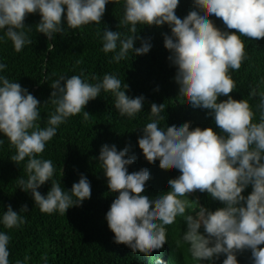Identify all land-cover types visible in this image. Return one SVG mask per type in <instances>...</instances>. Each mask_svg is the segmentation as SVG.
<instances>
[{
  "label": "clouds",
  "instance_id": "1",
  "mask_svg": "<svg viewBox=\"0 0 264 264\" xmlns=\"http://www.w3.org/2000/svg\"><path fill=\"white\" fill-rule=\"evenodd\" d=\"M180 0H123L124 15L120 23L128 27L129 35L119 31L104 30L102 51L113 53L110 62L119 63L129 53L147 54L152 45L139 39L137 25L161 26L167 24L171 35H164V47L169 50L168 59L177 69L175 81L180 96H186L193 107L210 110L213 128L190 130V122L174 123L159 127L165 120L161 115L164 104H151V122L142 129L138 146L149 163L159 161L181 172L170 179V191L152 198L142 195L150 175L147 169L128 172V165L135 156L126 155L129 146L117 151L115 145H103L99 162L107 179L110 192H118L107 211L105 219L114 233V242L125 244L132 252L151 255L162 250L168 243L166 226L183 218L186 228L181 237L187 244L194 261L212 262L221 254L226 258L222 264H238L237 253L251 251L252 264H264V94L259 97L255 111L248 100H235L229 93L236 88L231 71L240 69L248 59L245 43L241 37L264 38V0H193L195 10L180 19L175 14ZM108 3L119 4L121 0H0V43L11 41L16 52L32 43L26 27L27 14L39 13L36 31L52 40L56 34L78 29L91 23L100 24ZM206 8V12L201 11ZM221 18L229 32L218 28L210 15ZM238 33V34H237ZM7 64L0 62V73ZM82 75H61L51 84L50 102L54 111L45 127L38 121L40 102L26 88L13 79L0 74V133L16 149L10 159L17 165L25 161L27 179L18 180L22 191L30 192L41 212L51 214L79 206L91 196L88 179L81 174L70 191L62 189L53 179L56 171L51 160L40 158L45 146L57 133L58 127L68 118L82 112L85 105L96 99L101 91L114 97V108L121 117L135 118L142 111L144 97L135 98L125 94L127 85L113 74H105L102 80L89 83ZM255 91L249 93L250 97ZM227 99L218 102V97ZM259 113L258 122H253ZM89 113L83 110V118ZM4 140L0 139V146ZM51 181L46 195L37 190ZM252 192L245 197L242 192L249 186ZM199 190L207 192L223 207L210 211L199 206L193 215L188 194ZM193 201V200H191ZM198 205V200L193 201ZM154 205V206H153ZM23 206L21 212H27ZM7 206L0 215V224L7 229L19 228L25 217ZM203 227V233L201 228ZM11 237L0 231V264H9ZM180 241H177L179 246ZM17 260L16 264H26ZM47 264V257H43ZM156 264H164L157 259Z\"/></svg>",
  "mask_w": 264,
  "mask_h": 264
},
{
  "label": "trees",
  "instance_id": "2",
  "mask_svg": "<svg viewBox=\"0 0 264 264\" xmlns=\"http://www.w3.org/2000/svg\"><path fill=\"white\" fill-rule=\"evenodd\" d=\"M195 8L193 0H180L175 14L183 19ZM200 10L206 12V8ZM123 15V0L119 4L108 3L100 24L91 23L78 29H69L65 24V31L49 40L36 31V25L41 20L40 14L31 13L24 20L25 26L31 27L27 33L31 44L18 53L11 41L0 43V62L7 64V69L0 74L15 80L40 102L41 120L38 123L41 127L46 126L49 114L54 111V105L48 102L53 91L51 84L61 75L71 77L83 74L82 79L94 84L102 80L105 74H113L122 81V85L128 86L126 95L145 98L142 111L135 118L121 117L114 108L115 97L110 92L101 91L83 109L90 114L87 120L83 118V110L71 116L58 127L56 135L46 144L40 158L52 161L56 169L53 179L60 182L62 189L70 191L81 174L90 182V198L79 206L67 209L64 215L59 212H41L31 193L19 188L18 180L27 179V158L18 165L12 161L10 158L16 154V149L0 133V139L4 140L0 146V215L7 211L9 205L18 214L25 205L28 209L20 213L25 217V223L19 228L7 229L0 224V231L11 237L9 264H16L17 260L24 261L26 256L30 257L26 264H45V256L47 264H156L157 259L163 260L164 264H200L192 259L189 246L181 239L186 228L181 217H177L174 224L166 226L168 243L151 255L132 252L125 244L115 243L114 233L108 228L105 219L119 193L110 192L107 186L98 159L103 145H115L117 151L129 146L125 158L133 155L136 158L127 166L128 172H137L141 168L148 170L150 178L142 195L149 198L170 191L168 181L181 175L178 169L159 167L158 160L149 163L138 146L143 127L152 119L151 104L165 106V111L161 113L165 120L160 121L159 127L190 122V130L211 127L218 134L221 131L213 118L207 115L210 110L193 107L186 96H180L179 85L174 79L177 69L168 59L169 50L164 47V35H171L167 24H138L135 35L139 39L134 42V48L140 47L142 41H147L152 45L150 51L139 56L129 53L119 63L110 62L113 53L105 54L101 50V37L104 30L129 35L130 25L120 23ZM209 19L221 30L237 31L227 29L222 19L214 14ZM241 39L245 43L248 59L239 70H230L236 88L229 95L237 101L248 100L255 111L260 95L264 94V38L257 40L242 36ZM94 76L97 80L92 79ZM253 90L256 95L250 97L249 93ZM226 99V96H220L218 102ZM258 119L257 112L253 122H258ZM50 189L51 181H47L37 190L41 195H46ZM251 192L252 186L249 185L242 195L247 197ZM188 198L191 203L189 211L193 215L199 206L210 211L223 207L219 200H214L206 191L196 190L189 193ZM191 200H198V205ZM177 241H180L179 246ZM258 247L264 248V244ZM236 255L238 264H252L250 250ZM225 258L221 254L212 264H222ZM204 264L209 262L205 261Z\"/></svg>",
  "mask_w": 264,
  "mask_h": 264
}]
</instances>
